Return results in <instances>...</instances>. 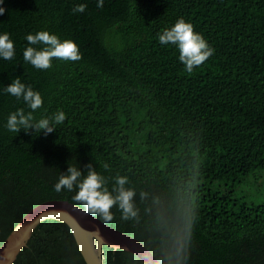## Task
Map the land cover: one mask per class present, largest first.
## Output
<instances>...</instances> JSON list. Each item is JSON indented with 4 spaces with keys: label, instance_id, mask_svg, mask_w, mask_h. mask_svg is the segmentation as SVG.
<instances>
[{
    "label": "trees",
    "instance_id": "trees-1",
    "mask_svg": "<svg viewBox=\"0 0 264 264\" xmlns=\"http://www.w3.org/2000/svg\"><path fill=\"white\" fill-rule=\"evenodd\" d=\"M83 12H74L79 5ZM0 32V246L34 206L72 199L54 185L69 165L128 177L135 216L108 224L141 240L162 264H264V201L239 189L264 182V0H4ZM184 17L215 52L192 74L158 33ZM48 30L82 58L34 68L26 34ZM19 78L43 96L37 118L58 109L45 136L5 127L26 108L3 91ZM260 186V185H258ZM105 264H145L104 245ZM13 264H88L71 227L46 219Z\"/></svg>",
    "mask_w": 264,
    "mask_h": 264
},
{
    "label": "clouds",
    "instance_id": "clouds-1",
    "mask_svg": "<svg viewBox=\"0 0 264 264\" xmlns=\"http://www.w3.org/2000/svg\"><path fill=\"white\" fill-rule=\"evenodd\" d=\"M104 0H97V7H103ZM4 0H0V15L6 11ZM86 5L79 4L73 11L83 12ZM28 46L23 51L24 61L34 68L46 70L52 67L53 58L62 61H79L82 54L78 44L71 38H61L48 30H39L26 34ZM161 45L174 46L178 51L179 61L184 70L192 74L194 69L201 66L215 52L201 32L194 29V25L184 17H179L174 24L158 33ZM15 57L14 41L8 32H0V59L12 60ZM3 91L22 101L25 108H17L9 113L5 127L9 132L19 133L32 131L45 136L53 133L58 125L64 123L66 113L58 109L51 115L37 118L36 111L43 106L42 94L30 85H26L19 78L7 84ZM87 173L69 165L66 172H62L54 185L56 192L67 190L75 194L72 199L84 205L85 210L98 216L103 222L109 223L113 219L111 209L116 206L122 213L123 219L136 215L133 197L135 190L126 187L128 177L117 175L111 190L104 175L97 172L90 164L85 165Z\"/></svg>",
    "mask_w": 264,
    "mask_h": 264
},
{
    "label": "water",
    "instance_id": "water-1",
    "mask_svg": "<svg viewBox=\"0 0 264 264\" xmlns=\"http://www.w3.org/2000/svg\"><path fill=\"white\" fill-rule=\"evenodd\" d=\"M50 218L66 222L71 227L88 264H105L104 245L133 252L145 264H162L141 240L103 222L67 199H50L31 208L1 244L0 264H13L36 227Z\"/></svg>",
    "mask_w": 264,
    "mask_h": 264
},
{
    "label": "rangeland",
    "instance_id": "rangeland-1",
    "mask_svg": "<svg viewBox=\"0 0 264 264\" xmlns=\"http://www.w3.org/2000/svg\"><path fill=\"white\" fill-rule=\"evenodd\" d=\"M258 185L255 186L247 185L244 186L243 188L240 187L239 189L246 191L256 201H264V182H261Z\"/></svg>",
    "mask_w": 264,
    "mask_h": 264
}]
</instances>
